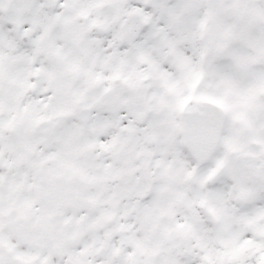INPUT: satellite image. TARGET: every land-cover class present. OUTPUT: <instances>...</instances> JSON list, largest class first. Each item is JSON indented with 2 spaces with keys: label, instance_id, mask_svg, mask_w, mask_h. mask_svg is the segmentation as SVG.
<instances>
[{
  "label": "snow or ice",
  "instance_id": "obj_1",
  "mask_svg": "<svg viewBox=\"0 0 264 264\" xmlns=\"http://www.w3.org/2000/svg\"><path fill=\"white\" fill-rule=\"evenodd\" d=\"M0 264H264V0H0Z\"/></svg>",
  "mask_w": 264,
  "mask_h": 264
}]
</instances>
